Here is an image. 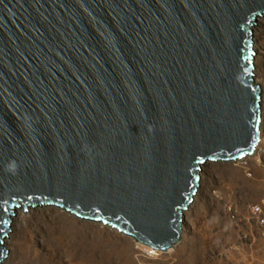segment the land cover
Here are the masks:
<instances>
[{"label":"water","instance_id":"water-1","mask_svg":"<svg viewBox=\"0 0 264 264\" xmlns=\"http://www.w3.org/2000/svg\"><path fill=\"white\" fill-rule=\"evenodd\" d=\"M264 0H0V264L56 206L160 252L203 165L251 155Z\"/></svg>","mask_w":264,"mask_h":264},{"label":"rangeland","instance_id":"rangeland-1","mask_svg":"<svg viewBox=\"0 0 264 264\" xmlns=\"http://www.w3.org/2000/svg\"><path fill=\"white\" fill-rule=\"evenodd\" d=\"M254 39L264 116V17L254 25ZM251 171L249 177L232 163L203 165L199 190L184 212L182 239L168 252L56 206L19 208L5 238L9 258L3 264H264V240L256 226L236 227L223 209L227 201L241 210L264 203V166L253 162Z\"/></svg>","mask_w":264,"mask_h":264},{"label":"built area","instance_id":"built-area-1","mask_svg":"<svg viewBox=\"0 0 264 264\" xmlns=\"http://www.w3.org/2000/svg\"><path fill=\"white\" fill-rule=\"evenodd\" d=\"M258 163L264 166V116L262 109V119L260 124V134L259 141L255 146V149L251 155H247L236 161H231L234 166L241 168L245 171L246 175L251 177L253 175L251 171L252 163ZM224 212L230 222L239 227L243 223L254 224L260 235L264 240V203H255L248 205L244 210L239 209V207L232 202L224 203Z\"/></svg>","mask_w":264,"mask_h":264},{"label":"bare ground","instance_id":"bare-ground-1","mask_svg":"<svg viewBox=\"0 0 264 264\" xmlns=\"http://www.w3.org/2000/svg\"><path fill=\"white\" fill-rule=\"evenodd\" d=\"M15 212V211H14ZM171 250V249H170Z\"/></svg>","mask_w":264,"mask_h":264}]
</instances>
